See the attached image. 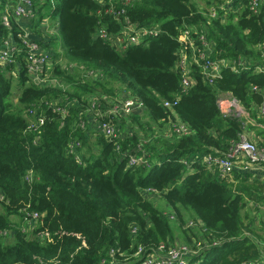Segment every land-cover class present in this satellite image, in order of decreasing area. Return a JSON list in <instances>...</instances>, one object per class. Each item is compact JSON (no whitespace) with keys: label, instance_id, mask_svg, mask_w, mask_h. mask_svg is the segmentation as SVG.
Listing matches in <instances>:
<instances>
[{"label":"trees","instance_id":"obj_1","mask_svg":"<svg viewBox=\"0 0 264 264\" xmlns=\"http://www.w3.org/2000/svg\"><path fill=\"white\" fill-rule=\"evenodd\" d=\"M127 1L36 0L27 27L40 35L45 18L57 26L65 48L57 34L45 46L53 61L61 52L68 59L50 69L60 84L36 83L23 66L16 73L0 66V264H141L159 245L178 240L198 249L186 264H241L258 257L245 208L261 190L245 173L235 174L236 183L234 170L222 176L203 157L223 156L251 127L243 117L222 113L219 96L236 99L264 124L258 113L264 72L257 69L264 68V0L255 11L250 0H207L215 16L194 0ZM120 6L125 13L119 20L106 10ZM125 19L159 32L127 43ZM100 27L106 37L98 35ZM185 29L196 49L203 48V33L208 58L221 64L212 81L203 76L197 51L193 57L181 40ZM10 33L21 29L7 0H0V43ZM180 50L192 79L185 89ZM127 96L142 109L111 116L119 137L80 125L93 100L107 107ZM49 103L66 111H53ZM39 116L43 123L29 129ZM177 123L187 130L176 132ZM74 141L80 145L72 152ZM131 155L143 162L129 164ZM22 223L29 228L22 230ZM4 231L12 233L11 242L3 241Z\"/></svg>","mask_w":264,"mask_h":264},{"label":"built area","instance_id":"obj_2","mask_svg":"<svg viewBox=\"0 0 264 264\" xmlns=\"http://www.w3.org/2000/svg\"><path fill=\"white\" fill-rule=\"evenodd\" d=\"M102 5H104V0H99ZM234 0H227V3H232ZM262 0H250V9L256 10ZM124 4L128 2L124 0ZM36 0H7V9L10 15L13 16L21 29V33L17 36L14 34H8L4 37L0 43V66L1 67H12V72L16 73L20 67H25L26 72L29 77L33 79L36 83L48 85L49 83L60 84L59 81L54 77L53 73L50 72L53 64L59 63L58 60L53 61L51 47L45 46L48 43V34H57V26L49 27L45 23L47 18L42 20L37 29L40 31V35H36L33 31L27 27L31 18L35 15ZM123 4V5H124ZM122 5V6H123ZM120 6V9L114 10L113 7L106 9L114 19L119 20V15L124 14L125 10ZM221 7V6H220ZM209 14L211 16L216 15L215 6L212 4L209 8ZM2 22L4 25H9L8 17L3 14ZM51 24V23H50ZM159 32L158 28L153 26L136 27L131 24L127 19H125V26L123 36L125 37L127 43L137 44L140 43L144 37L149 35H156ZM34 34L37 39H32L28 37V34ZM98 35L106 37L107 33L103 27L98 28ZM190 31L185 29L182 32L181 40L187 41L189 43V51L195 56V51L198 53V59L202 61V74L209 81L219 75L220 63H215L213 60L208 58L209 45L206 41L205 35L201 33L199 39L203 44V48L196 49L192 44L189 37ZM261 50V55L264 58V41L259 45ZM182 51V52H181ZM181 59L180 67L183 69L182 76V87L187 88L191 80L190 75L187 72V55L184 50H180ZM195 61L196 58H195ZM222 63V62H221ZM243 64V63H241ZM258 71H263L264 68L261 64L257 66ZM45 83H42V81ZM255 88V87H254ZM114 104L111 106L103 107L100 105V101L95 99L91 102L90 107L87 109V121L81 120V126H88L95 128L97 131L102 133L108 138L119 137V132L116 125L112 122L111 116H125L131 112L141 111L142 104L139 100L134 97H126L122 99H114ZM218 106L222 113H233L235 116L243 117L247 119L249 116L248 112L239 104V102L232 97L219 96L217 100ZM166 106H170V103L165 101ZM53 111H59L64 113L66 111L65 107H60L57 105L50 104ZM28 113H32L31 109H28ZM258 113L260 117H264V93L262 94V100L258 107ZM105 119V120H104ZM247 122V121H246ZM43 123L42 117H37L28 124L29 129H35ZM174 130L176 132H185L186 126L182 123H177L174 125ZM80 145L79 141L71 142L69 145V150L74 152L76 147ZM119 148V146H117ZM243 157L247 163L262 164L264 165V146L259 145L257 142L249 139L245 133L242 134L240 140L234 143L228 152L222 155H205L203 161L207 163L210 167H216L222 176L230 175L234 167V160L237 157ZM137 162H143L142 158L136 156H130L129 164H136ZM28 178V177H27ZM4 198V195L0 192V200ZM37 217V213H33L32 220ZM32 221L29 222L31 224ZM29 224L23 227V230L29 228ZM191 224V223H190ZM4 231L2 234H4ZM199 245V243L197 244ZM140 247L136 254L139 253ZM197 248L192 249V246L188 244H177L175 246H169L165 248L163 245H159L152 253L148 254L141 260V264H186V259L189 255L196 254ZM241 264H257L256 261H244Z\"/></svg>","mask_w":264,"mask_h":264},{"label":"crops","instance_id":"obj_3","mask_svg":"<svg viewBox=\"0 0 264 264\" xmlns=\"http://www.w3.org/2000/svg\"><path fill=\"white\" fill-rule=\"evenodd\" d=\"M49 22L52 24V22L54 21ZM58 45L60 46L59 43ZM246 121L251 127L246 128L244 132L245 135L252 141L264 145V124L261 122H257L254 118L251 117H248ZM233 170L232 181H234L235 183L237 182V180H235L236 173H245L248 176L249 184L256 183V186L261 190L259 199H256V201H248L246 212L248 214V223L250 222V225L253 229L252 237L259 246L258 257L254 261H256L257 264H264V165L247 163L243 157L239 156L234 160ZM154 200L156 201V199ZM158 203H161V201Z\"/></svg>","mask_w":264,"mask_h":264},{"label":"rangeland","instance_id":"obj_4","mask_svg":"<svg viewBox=\"0 0 264 264\" xmlns=\"http://www.w3.org/2000/svg\"><path fill=\"white\" fill-rule=\"evenodd\" d=\"M196 3H197V5L200 7V9H202V10H205V11H209V8H210V6L211 5H209V4H207V1L206 0H194ZM42 2V0H38V3H41ZM45 23H46V25L48 24L49 25V27H50V22L49 21H45ZM47 35H49V37L52 35V34H48V32H47ZM57 36H58V42L60 43V45L61 46H63L62 45V40H61V36L59 35V33L57 32ZM56 40V39H55ZM55 42V41H54ZM63 48H65L64 46H63ZM51 50H52V48H51ZM55 50H56V52H59V47H57V48H55ZM56 60H58L59 61V64H61L62 66H64V64L67 62V57L66 56H64L63 55V52H61V53H59V56H58V58L56 59ZM59 81V80H58ZM16 83H17V78L15 77V76H13V78H12V85H13V88H12V91H13V99L16 97V95L18 94L17 92V90H16V88H15V86H16ZM42 83H45V81L43 80L42 81ZM94 141V137H90L89 138V143H92ZM153 198L154 199H156V201H159V199L158 198H156V196H153ZM160 207H163V203H161V205H159ZM247 209L245 208V211H246ZM0 212H2V210H0ZM10 219H12V221L14 222V223H17V222H19L20 221V219H19V217L18 216H10ZM246 221V220H245ZM190 223H192V220L191 219H189L188 220V222H187V225L188 224H190ZM22 225V230H23V227H27V226H24V223H22L21 224ZM193 225V224H192ZM25 231V230H24ZM2 237H3V241H5V242H11L12 241V233L11 232H8V231H6L4 234H2ZM178 243L179 244H186V242H183V241H181V240H178ZM187 244H189L190 246H193V245H191L190 243H187Z\"/></svg>","mask_w":264,"mask_h":264},{"label":"water","instance_id":"obj_5","mask_svg":"<svg viewBox=\"0 0 264 264\" xmlns=\"http://www.w3.org/2000/svg\"><path fill=\"white\" fill-rule=\"evenodd\" d=\"M28 37L32 39H37V36L32 33L28 34Z\"/></svg>","mask_w":264,"mask_h":264}]
</instances>
